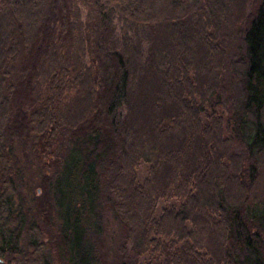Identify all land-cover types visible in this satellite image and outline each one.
Masks as SVG:
<instances>
[{"label": "trees", "instance_id": "16d2710c", "mask_svg": "<svg viewBox=\"0 0 264 264\" xmlns=\"http://www.w3.org/2000/svg\"><path fill=\"white\" fill-rule=\"evenodd\" d=\"M50 262L264 264V0H0V264Z\"/></svg>", "mask_w": 264, "mask_h": 264}, {"label": "rangeland", "instance_id": "374dc122", "mask_svg": "<svg viewBox=\"0 0 264 264\" xmlns=\"http://www.w3.org/2000/svg\"><path fill=\"white\" fill-rule=\"evenodd\" d=\"M221 27V26H220ZM232 42V41H231ZM229 42V43H231ZM30 159L28 161H25L23 159H20L23 163L24 161L27 162L24 164V170L21 171L19 175H23V180L21 182H18V193L17 195L13 196L12 203H14V207L17 205V202L20 200L21 196L23 200L25 201V208L32 207L31 199L36 196L35 192V184L33 186V190L31 189L32 186V180L35 179L40 173L45 172L44 168H41V164L38 161H35L36 158H34L33 155H30ZM146 166L141 165L138 168V177L139 179H143L146 176ZM39 191V190H38ZM102 224L104 227V234H106V239L103 240L104 243V250L103 253L106 257L107 263H111L112 256L115 253L116 249V242L118 241V235L120 234V227L117 222V219L113 213H105L104 218L102 220ZM51 263V262H50ZM51 264H58L56 262H52Z\"/></svg>", "mask_w": 264, "mask_h": 264}]
</instances>
